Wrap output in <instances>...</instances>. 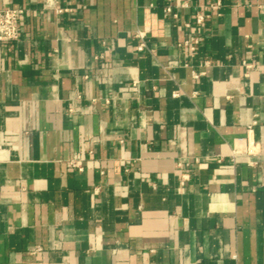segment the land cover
I'll use <instances>...</instances> for the list:
<instances>
[{
  "label": "crops",
  "instance_id": "crops-1",
  "mask_svg": "<svg viewBox=\"0 0 264 264\" xmlns=\"http://www.w3.org/2000/svg\"><path fill=\"white\" fill-rule=\"evenodd\" d=\"M1 7L0 264H264V0Z\"/></svg>",
  "mask_w": 264,
  "mask_h": 264
},
{
  "label": "built area",
  "instance_id": "built-area-1",
  "mask_svg": "<svg viewBox=\"0 0 264 264\" xmlns=\"http://www.w3.org/2000/svg\"><path fill=\"white\" fill-rule=\"evenodd\" d=\"M45 1H49V0H45ZM22 13H23L22 10L19 8H13V7L0 8V43L1 44L2 43L6 44L17 40V38L19 37V19ZM165 13L176 16L171 6L165 7ZM207 17L208 14L198 13L196 15L195 21L197 24L200 25L205 21ZM139 36L142 37L143 35L139 34ZM197 43H198V38L194 36H190L189 38L185 39L181 45L187 47L190 51H193ZM143 47H144V43L141 41L137 45V49L141 50L143 49ZM70 165L77 170H82V166L78 164L77 161L74 159L70 160Z\"/></svg>",
  "mask_w": 264,
  "mask_h": 264
}]
</instances>
